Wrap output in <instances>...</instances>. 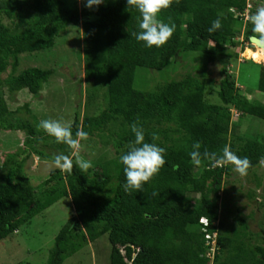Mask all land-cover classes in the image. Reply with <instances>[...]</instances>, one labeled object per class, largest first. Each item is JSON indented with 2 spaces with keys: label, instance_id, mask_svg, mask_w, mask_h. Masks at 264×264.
<instances>
[{
  "label": "trees",
  "instance_id": "1",
  "mask_svg": "<svg viewBox=\"0 0 264 264\" xmlns=\"http://www.w3.org/2000/svg\"><path fill=\"white\" fill-rule=\"evenodd\" d=\"M85 4L79 8L76 0H0V133L14 131L26 143L5 156L0 170V241L65 197L72 214L55 237L47 264H62L102 236L109 243L108 264H264L261 231H249L244 217L236 216V227L220 215L226 207L221 192L233 166L210 160L196 166L189 155L199 141L202 152L207 148L218 156L230 145L236 155L250 160L248 171L264 162V136L247 138L240 134L239 121L231 120L238 112V119L247 115L264 121V103L242 95L224 68L237 57L227 46L236 47L242 43L237 38L249 42L253 36L252 24L242 16L247 0H173L159 16L175 24L173 36L161 47H147L132 35L140 31L141 16L127 0H106L92 8ZM217 18L222 27L210 33ZM70 26L80 29L83 45L84 109H94L83 111L82 117L75 113L73 136L82 129L87 140L111 147L108 158L89 159L92 167L86 172L76 166L72 149L38 129L41 120L28 102L12 110L6 97L41 94L51 70L29 66L18 71L21 57L53 49ZM187 58L198 61L188 69L182 64ZM219 59L223 65L215 86L220 101L216 104L207 100L206 77L209 65ZM254 64L259 66L257 90L264 95V65ZM179 68L187 72L175 75ZM140 70L152 72L148 89L137 87V77H143L138 76ZM136 121L144 129L145 142L166 150V163L141 191L126 192L120 157L135 139L130 125ZM153 134L158 139L153 140ZM56 154L71 157L73 170L55 167L40 185L46 201L37 205L24 164L31 155L52 163ZM254 180L260 184L259 178Z\"/></svg>",
  "mask_w": 264,
  "mask_h": 264
},
{
  "label": "rangeland",
  "instance_id": "2",
  "mask_svg": "<svg viewBox=\"0 0 264 264\" xmlns=\"http://www.w3.org/2000/svg\"><path fill=\"white\" fill-rule=\"evenodd\" d=\"M76 1L78 7L81 8L84 0ZM259 6H264V0H247L246 9L242 13L244 22H247L245 17L247 18L251 10H256ZM3 22L5 24L9 23L6 19H3ZM18 23L22 25V20L18 19ZM244 26L245 23L242 26V31H244ZM236 40H242V43L236 47L227 46V50H231L232 53L237 54V57L229 59L224 64L225 71L235 78L236 86L239 88L240 93L248 100H260L264 103V95L257 90L259 66L255 65L254 62L264 65V63H260L255 59L257 47L245 41L243 37H239ZM82 49L80 29L77 30L70 26L57 39L53 49L38 52V54L31 55V57L30 55L22 56L18 71L29 66L40 67L51 70L52 75L45 83L41 94L37 97L26 94L28 97L21 98L8 94L6 97L9 100L10 108L14 110L25 102H28L33 114L39 121L56 119L66 124H70L73 121L75 113H80V117H82L83 111L93 112L94 109H84L86 86L83 80ZM246 51L249 53V56L254 52V62L243 56V52L247 53ZM197 61L193 62L187 58L182 64L187 65L188 69H190ZM222 63L223 61L219 59L218 66L216 64L209 65L206 77L209 81V92L206 95L207 100L216 104L220 103L215 96V86L219 84L218 73L219 67L223 65ZM185 72H187L186 68H179L175 75H181ZM139 75L143 77L141 81L137 77V87L148 89L153 84L154 78H152V72L140 70L138 71ZM154 75L159 82V75L157 73H154ZM231 120L233 122L239 121L240 134L247 138L264 136V121L247 115L238 119V116L234 113ZM86 141L87 143L80 142L82 148L79 155H83L87 160L100 158L103 155L108 158L111 147H105V144L103 146L100 141L96 143L94 139ZM25 146L26 143L23 135L17 134L14 131L0 133V170L4 167L3 161L8 153H15L18 149ZM54 169L53 163L38 160L34 155L29 156L25 162L23 171L34 188L36 195L35 204L38 203L37 205L43 206V203L46 201L40 195V185L42 181L50 176V172ZM254 177L259 178V185L256 184ZM263 182L264 162H261L253 171H248L245 176L237 173L233 166L230 176L224 183L225 190L221 192V196L225 199L226 207L225 209L221 208L220 215L228 224L236 227V216L246 218L249 231L254 233L261 231L260 237L264 244ZM250 193H255L252 199L247 197ZM197 199L198 196L192 198L194 204ZM71 214L70 199L65 197L60 198L50 206L40 209L37 214L35 213L25 223L21 224L15 233L0 241V264H47L55 237L68 221ZM108 255L109 243L106 237L102 236L93 243L83 246L80 251L66 258L62 264H108Z\"/></svg>",
  "mask_w": 264,
  "mask_h": 264
},
{
  "label": "clouds",
  "instance_id": "3",
  "mask_svg": "<svg viewBox=\"0 0 264 264\" xmlns=\"http://www.w3.org/2000/svg\"><path fill=\"white\" fill-rule=\"evenodd\" d=\"M103 2L104 0H86L85 6L92 8ZM175 2L179 4L180 0H175ZM172 3L173 0H127V5L137 9L141 16L140 31L132 33L137 41L144 42L147 47H161L171 39L175 31V24L165 23L159 16ZM247 20L253 26L251 39L254 41L258 40L261 44H264V6L257 7L254 13H249ZM221 27V19L217 18L212 22L208 31L210 33L215 32ZM260 51L264 52V49ZM37 127L49 136L54 137L57 143L65 144L72 149L74 154H76V166L82 172H86L92 167L91 161L80 158L78 155L82 148L80 142L88 139V134L85 131L78 129L74 137L71 125L56 119L41 120ZM130 128L134 133L135 139L129 144L126 154L120 157V161L124 165L126 177L124 190L126 192L129 190L141 191L142 186L153 179L166 163L164 158L166 150L155 143L145 142L144 129L139 125V121L133 122ZM152 138L156 140L158 136L153 134ZM201 148V142H194L192 151L189 153L192 163L196 166H200L205 160H210L215 165L221 166L231 164L241 176L247 175L248 169L251 167L250 160L247 157L241 158L236 155L231 150L230 145H225L222 149V154L219 156L215 152H210L207 148H204L202 152ZM52 163L59 170L68 173H71L74 167L73 159L64 154L54 155ZM173 168L178 169L179 165H173ZM153 195H156V193H153Z\"/></svg>",
  "mask_w": 264,
  "mask_h": 264
},
{
  "label": "bare ground",
  "instance_id": "4",
  "mask_svg": "<svg viewBox=\"0 0 264 264\" xmlns=\"http://www.w3.org/2000/svg\"><path fill=\"white\" fill-rule=\"evenodd\" d=\"M261 49H264V46H257L256 50H257V53H256V56H255V59L260 62V63H263L264 62V52H261L260 50ZM247 52V51H246ZM244 55L246 58L248 59H251L253 61V55H254V52L249 56V53H245L244 52ZM254 62V61H253ZM256 63V62H255Z\"/></svg>",
  "mask_w": 264,
  "mask_h": 264
},
{
  "label": "water",
  "instance_id": "5",
  "mask_svg": "<svg viewBox=\"0 0 264 264\" xmlns=\"http://www.w3.org/2000/svg\"><path fill=\"white\" fill-rule=\"evenodd\" d=\"M251 37H252V36H250V38H249V42H250L252 45H255L256 47H257V46H264V44H261L258 40H255V41L252 40Z\"/></svg>",
  "mask_w": 264,
  "mask_h": 264
},
{
  "label": "built area",
  "instance_id": "6",
  "mask_svg": "<svg viewBox=\"0 0 264 264\" xmlns=\"http://www.w3.org/2000/svg\"><path fill=\"white\" fill-rule=\"evenodd\" d=\"M245 19L247 20V18L245 17ZM234 114L236 115V116H238L239 114L237 113V112H234ZM215 244V242L213 241L212 242V246ZM211 251H213V248L211 249ZM208 256H210V254H208Z\"/></svg>",
  "mask_w": 264,
  "mask_h": 264
}]
</instances>
